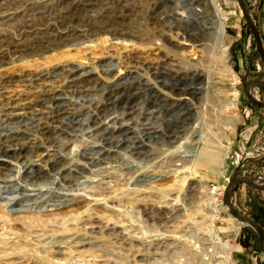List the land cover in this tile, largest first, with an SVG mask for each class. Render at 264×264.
<instances>
[{
  "label": "rangeland",
  "instance_id": "374dc122",
  "mask_svg": "<svg viewBox=\"0 0 264 264\" xmlns=\"http://www.w3.org/2000/svg\"><path fill=\"white\" fill-rule=\"evenodd\" d=\"M116 1L124 6L123 10L119 11L120 6L116 8L112 3L103 7L101 0H0V119L8 114L22 115L13 122L0 124V136L26 128L30 130L27 140L37 146L41 138L35 131L43 126L56 127L53 133L59 137L54 135L50 144L45 139L42 142L45 150L65 157L60 159V167L69 174L66 183L59 179L53 187L54 180L24 179L25 175L18 173L22 159L18 160L16 154L12 156L13 152L4 149L8 152L5 156H15L16 161H0L6 168L0 176V264H130V260L123 257L124 247L119 242L128 239L132 249L137 245L129 237L147 244L151 239H161L152 238L154 235L164 236L174 243L166 242L168 250L158 258L161 264H175L176 260L180 262L176 264H211L219 252L214 242L215 230L219 231V245H223V250L229 248L228 264H264V237L248 226L240 227L235 234L229 229V221H235L229 211L219 216L213 214L214 219L208 211L211 201L213 205L223 203V192L230 180L264 179V109L253 106L243 94V85L264 80V61L257 54L237 1L217 0L219 21L229 24L222 44L233 75L227 73L213 78L210 92L217 101L213 110L211 97L200 96L197 111L206 119L203 129H212V134L199 132L197 121L193 125L195 133L190 130L185 135L188 138L183 137L179 142V149H169L164 144L149 145L153 159L149 163L130 156L129 152L135 147L133 140L146 124L161 130L165 129L167 121L165 119L164 123L158 115L150 117L148 122L142 118L145 96L134 83L137 76L144 75L143 67L178 71L186 69V64L184 55L176 48L155 50L154 45L159 46L153 38L156 31H150L148 38L139 33L151 14L146 10V0ZM243 2L264 49V0ZM72 16L79 21L72 23L80 33L77 40L71 37L55 41L54 34L46 36L47 26L58 30L63 24L61 29L67 28ZM175 46L181 48L179 42ZM198 54L203 59V53ZM71 68L79 70L81 76L94 79L84 89L95 105L78 107L74 103L79 98L71 96L67 79L59 72ZM51 73L57 75L48 80ZM110 75L118 79L113 91L101 86V78ZM42 78L45 82L37 81ZM252 89L257 101L264 103V89ZM58 93L73 104L68 101L63 106L52 104L50 99ZM108 94L129 97L127 103L118 101L116 104L119 109L124 106L131 112V117H121L123 121L128 120L123 127L119 116L117 123L109 121L115 115L99 118L95 126L89 124L91 109L101 107ZM233 95H237L235 109L224 113L218 106L230 101ZM113 100L119 99L113 97ZM58 111L59 118L72 119L71 129L63 132V123V128H57L59 123L54 118ZM216 116H233L236 122L232 126L226 124L221 131L214 126ZM134 126L136 132L132 130ZM87 127L99 128L98 132L104 135L103 142H113L106 136L110 129L117 128L121 137L115 141L118 145L126 142V148L117 150L122 158L91 169L83 153L97 151L100 134L93 137L86 134ZM126 127L131 130L126 131ZM220 132L225 139L218 140ZM39 153L41 151L29 153L25 161L39 159ZM175 157L185 162H177ZM78 163L86 164L93 174L89 176L83 167L78 172L74 169V164ZM112 164L114 173L97 181L99 178L94 171ZM131 167L143 169L141 176L145 179L141 183H135L136 173L128 170ZM184 169H188L189 178L193 179L176 191V177ZM88 178L96 186L91 193H83L77 184ZM35 188L37 191L33 190ZM11 189H19L20 193L12 194ZM14 198L20 201L18 206L12 207L10 200ZM228 202L237 214L264 231V191L236 184L229 192ZM85 210L88 213L81 214ZM194 222L205 229L203 234L195 231L191 225ZM74 236H80L81 242L87 245L71 247L70 240ZM169 249L176 251L180 259H171ZM7 253L15 258L7 260L3 256Z\"/></svg>",
  "mask_w": 264,
  "mask_h": 264
},
{
  "label": "bare ground",
  "instance_id": "6f19581e",
  "mask_svg": "<svg viewBox=\"0 0 264 264\" xmlns=\"http://www.w3.org/2000/svg\"><path fill=\"white\" fill-rule=\"evenodd\" d=\"M146 1L148 3L146 5L147 8L146 10L150 11L151 14L145 22L146 27L143 29V31H140L139 33L145 34V38H148L150 35V31H156L157 34L154 35L153 38L155 41L159 42V46L157 47V45L155 44L154 45L155 50H158V48H163L164 50L171 51V49L176 48L182 55H184L183 58L186 64L185 65L186 69L180 68V70L178 71L169 70L166 68L158 70L153 66L147 67L145 65L146 67H143V71L145 72L144 75L148 76V78H143L145 77L144 75L137 76L138 80L134 83V85L139 90H141L145 96V101L143 104L145 112L142 114V118L148 122L150 120L149 119L150 117L153 118L158 115L159 117H161V120L164 123H165V119L167 121L165 129L158 130L154 127H148V124H146V127L144 129L136 133L138 138H135L133 140L135 147L131 150V152H129V154L130 156H134L136 158L146 160L147 163H149L153 160L151 158L152 156L151 152H149L151 149V148L149 149V145L158 146L164 144V146L166 145L169 149H173V150L179 149L180 148L179 146H181L179 144L181 139L183 137H184L183 139L188 138L185 137V135L190 130L192 131L193 134L195 133L196 128H194L193 125L197 121H199L197 123V125H199V130H198L199 132L204 131L206 135H210L209 132L212 134L211 132L212 129L211 130L209 128L203 129L205 124L204 120L206 119L203 116H199V113L197 111L198 106H200L202 100L200 96L209 95L211 97L210 101L212 100L213 101L211 102L210 107H212L213 110V107L217 106L215 104L217 101H215L214 99L215 95L211 94L210 92V85L213 78L216 77L217 75L227 74V73L233 75V72L227 64L226 49L223 47L222 44L223 33L225 31V28L229 26V24L226 22L221 23V21H219L217 0H146ZM101 2L104 3L103 7L108 6L109 3H112L113 6L116 5V8L117 6H120L121 9H118L119 11L123 10L124 8V6H121L119 2L116 0H101ZM177 11H180L181 14L178 15ZM166 17L168 19H166ZM75 20L78 21V19L75 16H72L71 19L69 20L68 24L71 27L69 26L67 28L61 29L63 24H60L59 27L57 26L60 32L57 29L52 30L50 26H47L45 33L46 36H51L52 34H54L55 41H58L61 38L71 39V37H75V39L77 40L80 37L79 36L80 33L77 31L75 27L72 26V23H74ZM141 36L144 37L143 35ZM178 42L180 43L181 48L175 46V44ZM15 46L16 45H14V47ZM199 52L203 53L202 54L203 59H201L200 55L198 54ZM184 53H186L187 55H185ZM59 72L65 79H67L66 86L71 89V91L69 92L71 96L73 97L77 96V98H79V101H74L75 104L79 105L78 107H83L86 104H87L86 106L95 105L93 104V99H91V96L87 94L86 89H84L87 88L86 87L87 85H90L91 82L94 81L92 77L81 76L79 74L80 71L76 70L75 68H71L68 70L60 69ZM131 73L134 72L132 71ZM56 75L57 74L51 73L50 75H48V80H53ZM37 81L40 83L45 82L43 78L37 79ZM101 81H102L101 86H103L104 89L113 91L115 89L118 79H116L115 77L111 78L110 75L101 78ZM58 94L59 95L52 97L50 99V102L57 106L60 105L63 106L65 102L68 101V99L61 98L60 96L63 95L60 93ZM111 94H108L106 96V102L103 103L101 107H99L98 109H96V107L91 109L92 118L89 122L90 125L95 126L97 124V120L99 121V118H105L115 115L111 119L109 118L110 119L109 121H111L113 124L117 123L119 116L121 127H123L126 121L128 120L123 121L121 117L123 118L131 117L130 116L131 112H129L126 108H124V106L121 109H119L118 106L116 105L118 101L119 102L124 101L125 103H127L129 97L122 96L121 94L118 96H113ZM249 95L255 101L258 100L253 89L249 90ZM113 97H116L119 100L115 101L113 100ZM236 97L237 95H233L230 101L222 102L221 104H219L218 108L220 109L223 108L224 113L225 112L229 113V111L235 109L234 102L236 101ZM68 102L73 104L71 101ZM117 111H119V113H117ZM60 115L61 113L60 111H58L56 112L57 117L54 118L59 123L57 128H63V125H61V123H63L65 125V127L63 128L64 129L63 132L71 129L72 119L66 117L59 118L58 116ZM16 117L22 118V115L21 114L17 115V113L8 114L7 117H3L0 119V124L13 122L16 120ZM235 122L236 120L233 116H231L230 118L229 116L228 117L216 116V121L214 126H218L222 131L223 127L227 126L226 124L232 126ZM99 123L101 124V122ZM126 128H127L125 129L126 131L131 130L128 127ZM112 129L108 131L106 137L107 139H112L113 142L112 141L103 142L102 139L104 135L103 133L98 132L100 130L99 128L87 127L86 134L92 137L93 134L95 135L100 134L99 136L100 140L96 145L97 151L93 154L83 153V157L85 160L89 161L88 166H90L91 169L98 167L102 164H106L110 162L112 159H113L112 162H115L116 160H120L122 158L121 154H119L117 150L118 148H122V149L126 148V142L118 145L115 139L121 137L119 135V130L117 128H112ZM55 130H57L56 127L44 128L43 126L41 128H38L37 131H35V133L38 136H40L41 141L40 144H38L37 146H35L33 142L27 140L28 137L27 135L30 132V130L26 128H22L17 131L11 132L8 135L0 136V161L3 163L4 162L9 163V161H16L15 156L14 157L5 156L8 154V152H13L12 156L16 154L18 160L22 159L18 173L19 175L20 174L25 175L24 179H29L30 181H39V182H41L42 180H48V181L54 180L55 182L53 181V183H51L52 187L55 183L59 182L58 181L59 179L61 182L66 183V178L69 176V174L60 167V163H62L60 159L65 157L61 156L60 154L58 155L56 151L45 150L44 143L42 142V140L45 139V141L50 144L51 143L50 140L54 135L56 137H59L56 133H53ZM132 130L136 132L135 126L132 128ZM123 133L125 134V132ZM220 139H225L224 135L221 132L218 140ZM193 144L196 145L197 143L195 144L194 142ZM194 145H193L194 148H192L193 151L195 149ZM4 149H8L9 151L6 152L4 151ZM146 149H148V151ZM37 151H41V153H39L38 155L39 159L34 160L36 161L35 163L34 161L31 162L25 161L26 156L29 153H36ZM224 155H226V153ZM71 160H73V158H71ZM177 162L183 164L185 161H180L177 158ZM114 164L107 165L108 166L107 168L96 169L94 172L97 173L98 175L99 179L97 181H101L103 176L111 174V172L114 173L113 172L115 170ZM85 166L86 164L83 163L74 164V169L78 170V172H81L82 171L81 168L83 167L84 170L87 172V174L89 173V176H91L93 174V171H91V169L86 168ZM43 168H45V170H43ZM5 169L6 168L3 167V164L0 163V176H2L1 173L4 172ZM128 170L129 171L134 170V172L136 173L134 175V178L136 180L135 183H141L142 179H145V177L141 176L142 173L144 172L142 168L139 167L135 170L133 169V167H131V169ZM184 174L185 175L187 174V176H185ZM189 176H191V173L188 172V169L186 170L184 169L183 172H180V174L176 177L177 178L175 182L176 185H174L176 186V191H179L182 186L186 185L190 181V179H193V178H189ZM89 179L90 178L85 179V181H81L77 184V186L80 187L79 191H82L83 193H91V189H93L96 185H93V183H95L93 181L89 182ZM251 181L257 186L264 187V179L256 178ZM33 190L37 191L36 188ZM10 192L12 194L20 193V190L11 189ZM10 201L13 202L12 207H15L19 205L18 203L20 200L14 198L11 199ZM33 201L35 202V200ZM210 204L211 206L209 207L208 211L210 214H212L211 215L212 219H214V216H217L220 213H227L229 211L227 206L223 203L213 205L211 201ZM176 210L178 211V209ZM87 211L88 210H85L81 214H87L88 213ZM201 212L203 211L201 210ZM213 214L215 215L213 216ZM168 218H165V220ZM74 220L76 219H73L72 221ZM229 224H230L229 225L230 231L234 232L235 234L238 232L240 227L245 226V224L239 222L237 219H235V221H229ZM191 225L194 227L195 231H198L199 235L204 233L202 231L205 229L199 228L198 223L194 222ZM218 234L219 231L215 230L214 242H216V245H218L217 249L219 250V252L217 253V256L214 258V260L212 261L210 260L211 264H228L229 248L226 249L225 247L224 248L225 250H223V245H219ZM155 237L157 238L161 237V239H151L148 242L149 244L147 242H146L147 244H144V241L139 238L129 237L130 239H132L133 244L137 245L134 246V248L132 249L127 243L128 239H124L123 241H120L119 244L122 245V248L124 247V250L122 249V251L125 252L123 257H126L128 260H130L129 261L130 264H161L162 260L158 262L159 261L158 258L161 259L163 254L167 252L168 244H166V242L167 241L170 242V239L169 240L165 239L164 236H160V235L152 236V238ZM72 239L73 240H70L71 247L73 246L82 247L87 245V243L81 242L82 238L80 236H74ZM118 240H122V239H118ZM47 244L50 245V242H48ZM169 250L170 252L172 251L171 249ZM173 252L174 251L171 252L172 253L171 255L169 254L170 258L173 257L175 259H180L178 253H176V251L175 253ZM3 256L7 260L15 258L14 255H12L11 253L3 254ZM193 258L195 259V257ZM190 259L192 260V258H189V260ZM177 262L179 261L176 260L175 264Z\"/></svg>",
  "mask_w": 264,
  "mask_h": 264
},
{
  "label": "water",
  "instance_id": "95a60500",
  "mask_svg": "<svg viewBox=\"0 0 264 264\" xmlns=\"http://www.w3.org/2000/svg\"><path fill=\"white\" fill-rule=\"evenodd\" d=\"M240 9V12L242 14V17L245 21V24L250 32L251 38L254 41L257 54L259 57L264 61V49L262 46V42L259 36V33L257 29L255 28L251 17L249 15L248 9L246 8L243 0H236ZM255 88V89H264V81H253L249 84L243 85V94L246 97V99L255 107L264 109V103L260 101H255L251 96L249 95V90ZM236 184H243L247 186L248 188H251L256 191H264V187L257 186L254 184L250 179L245 178H239V179H232L228 182L227 186L224 189L223 192V204H225L230 212V214L233 216V218L237 219L239 222L245 224V226L250 227L258 236L264 237V231L257 226L255 223H253L251 220L241 217L237 212L234 210L232 205L227 201V198L229 196V192L233 186Z\"/></svg>",
  "mask_w": 264,
  "mask_h": 264
}]
</instances>
